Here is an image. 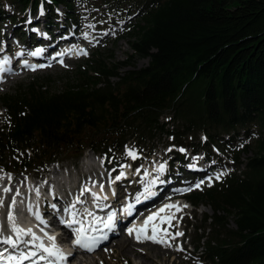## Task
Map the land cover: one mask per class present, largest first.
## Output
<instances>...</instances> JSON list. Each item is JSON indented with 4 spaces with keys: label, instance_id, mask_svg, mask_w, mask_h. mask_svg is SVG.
Masks as SVG:
<instances>
[{
    "label": "trees",
    "instance_id": "obj_1",
    "mask_svg": "<svg viewBox=\"0 0 264 264\" xmlns=\"http://www.w3.org/2000/svg\"><path fill=\"white\" fill-rule=\"evenodd\" d=\"M11 2L23 12L43 6L51 23L60 6L73 18V0ZM101 2L118 12L127 4L138 16L123 37L128 60L97 53L62 90L32 83L0 96L7 113L0 118V170L24 176L33 168L41 176L63 155L79 161L91 151L114 160L128 144L155 147L161 135L179 147L173 162L185 161L181 149L204 151L208 160L218 150L234 171L188 196L196 209L213 212L196 228L203 234L195 251L210 264H264V0ZM0 18L15 20L3 9ZM140 60L148 65L137 67ZM255 128L253 144L244 142ZM200 133L202 148L192 143Z\"/></svg>",
    "mask_w": 264,
    "mask_h": 264
},
{
    "label": "rangeland",
    "instance_id": "obj_2",
    "mask_svg": "<svg viewBox=\"0 0 264 264\" xmlns=\"http://www.w3.org/2000/svg\"><path fill=\"white\" fill-rule=\"evenodd\" d=\"M102 0H73V18L66 19L64 16L65 10L62 6L57 8V15L61 22L57 23V26H51L49 29H51V32L53 34L58 33L60 30L66 29L68 26L70 28H78L79 30L84 28H88L89 30H86V34L90 32H96V36L98 37L99 41H96L94 45H90L89 47L92 48V50L89 49V52L87 51V55H84L80 61H72L69 62L64 68L55 67L54 69H49L46 71H39L35 73L34 75H17L15 78L9 79L7 83H4L0 86V96L3 95H16L17 92L22 87H27L28 85L32 83H36L37 85H43L47 86L49 89H51L53 92L62 90L68 81L75 82L77 72L80 68L84 69V67L88 66L86 61L92 58V55L99 53L102 54L104 57L112 55L114 60L117 62H126L128 60V56L132 53V50L128 44V41L126 39H123V37L126 35L127 30L130 28L132 24H134L138 20V16L134 14V11H131L130 8L126 5H123L125 10L123 11H117L113 10L112 3L106 6L102 5ZM99 5H101L99 7ZM0 9L5 10L8 12L9 16H14L15 20L13 19H7L2 20L0 18V27H2V30L0 31V37L3 36L5 33L9 35L14 30V33H16V37H20V35H23L24 41L23 44L28 42L27 34H23V32L28 31L27 27H29V22L32 21L33 14L36 16V19L38 20L37 13H32L29 10L21 13L19 11H16L13 6L11 0H0ZM43 9V8H42ZM44 10V9H43ZM45 12V10H44ZM63 13V15H62ZM47 15L49 13L47 12ZM61 16V17H60ZM28 19V20H27ZM35 19V20H36ZM50 18L46 17L45 24L50 20ZM34 20V21H35ZM77 21V25H73ZM117 26V30L112 31L111 34H109L108 31L99 32L97 29V26L103 28L105 25L108 27L109 24L113 23ZM51 23V22H50ZM52 23H55L52 22ZM60 23V24H59ZM44 24V21H40L38 25V28L36 25L32 28L31 31L37 30L38 32L42 31V26ZM48 25V24H47ZM66 25V27H64ZM72 25V26H71ZM88 25V27H87ZM69 32V29H67ZM119 35V39H115ZM122 38V39H121ZM11 47L16 46L17 41L16 40H10ZM80 45V46H79ZM18 46V45H17ZM83 44H78L77 50L82 47ZM86 46V45H85ZM148 65L147 60H140L137 63V67H145ZM132 69L131 67L126 68L125 70L128 71ZM45 90V89H44ZM7 116L6 110L2 108L1 101H0V118L5 120V117ZM168 120V119H167ZM166 118L162 119V122L167 121ZM171 129V128H170ZM250 132H253L250 136L251 138L244 140V142L249 141L251 144H253L254 140L258 137L259 131L257 128L252 129ZM186 139L191 140L192 137L188 136ZM205 141V135L200 133L198 137H196L192 143L195 145H199V148H202L200 145L201 142L204 143ZM155 147L151 144H147L146 147H139L135 144H128V148L132 149L134 148V151L137 153L136 158H133L132 156L127 154V151L125 153V156L122 154H119L117 158L114 160H107V163L105 165V168H103V174H100L95 169H97V166L102 167L103 163L105 162L104 158H101L98 155H95L91 151H87L83 155V159H88L89 157L96 158L97 161L90 164V169H88V172H85V169H83V166L81 167V160L78 161L75 158H66V156H61L59 158V164H53L47 167L43 173V177H48L50 172H53V176H55V179H58L61 183L66 182L68 180V183L66 186H57L59 189V194L62 191H65V187L70 188V185H75L77 181L83 178L82 180V186L84 189L91 188V187H98V180H100L102 184V189L111 191L112 188L115 187L113 185L114 182L122 180L123 176H127L125 179L128 181L137 180L138 176H140V173H144L147 171L153 170L155 174L153 175V180L160 179L166 181L168 187L171 185L174 189H178V186L185 188V190L189 189L191 187V184L196 181V177H203L206 175L205 173L198 172L200 169H205L207 166H201L205 165V155L204 151H200L197 156L193 155V152L191 149L187 148L184 149L185 151H182L185 156V162H179L175 163L173 160L175 159V152L178 151V148L172 141V138L168 135H161L158 139L154 141ZM171 149V151H169ZM152 150V151H151ZM216 154H218V158L213 157V161L211 164H217L219 168L215 167L214 169H221V174L223 173L228 175L229 173L234 171L233 163L230 162L228 159V155L221 154L218 150H214ZM94 155V156H93ZM148 157V161L144 158ZM89 160V159H88ZM188 160V161H187ZM243 160H246V156L243 157ZM187 161V162H186ZM62 162V163H61ZM232 163V164H231ZM208 165V166H211ZM160 165H165V171L163 173H159L157 170L160 167ZM172 165L174 167H172ZM93 166H96L93 167ZM54 168H57V172L55 173ZM112 168V169H110ZM244 167H242V170ZM113 170H116L114 174H111ZM3 171V170H2ZM68 172V174L66 173ZM107 172L110 173L111 176H109V179L107 180ZM62 174L61 176L66 179L62 178H56L57 175ZM91 173L96 174V181H92L91 178L86 177V174ZM124 174L121 179H115L117 176H120L121 174ZM27 180L33 181V178L36 177L38 174L35 169H31L30 172H28ZM116 174H118L116 176ZM169 175L168 180L164 179L165 175ZM220 176L222 177L223 175ZM15 175V179L17 181L15 184L20 181L24 180V177H18ZM152 175V173L150 174ZM104 176H106L104 178ZM116 176V177H115ZM29 177V178H28ZM212 182H215V180H212ZM39 183V182H38ZM37 183V184H38ZM36 184V185H37ZM41 184V183H39ZM44 184V183H42ZM36 185L34 186L35 191ZM50 184H44V187L49 186ZM131 184H129L130 186ZM190 186V187H189ZM207 188L208 186H211V183H207L205 185ZM202 188V187H201ZM117 189L120 192V195H123L124 192H132V189L130 190L129 187L125 186H119ZM205 189V188H204ZM184 190V191H185ZM43 194V192H41ZM180 194V191H178L177 195ZM119 195V196H120ZM67 197V196H66ZM0 199H3V205L0 206V231H1V221H4L5 214L4 210L6 208V204L8 202V198L6 195L1 196ZM162 201V200H161ZM161 201L155 204V207H158L154 212L159 211L160 208L164 207L166 204H179L182 207V210H186L183 206L187 205L186 208H188L189 211L191 209L195 210L194 207H192L189 203L187 204L185 200L183 199H176L165 202L161 205ZM111 207V206H109ZM192 210V211H193ZM36 211V209H35ZM34 211V212H35ZM150 212V210H147ZM33 212V213H34ZM170 212V213H169ZM172 212H175V210H166L163 214L171 215ZM180 212H175L176 219H173L170 227L167 223L163 224L164 229H168L171 233L176 232H182L184 235L177 237L176 239L171 241L172 246L171 247H165L161 244L151 243L149 241L145 242H138L136 239V236H126L124 233L121 234V237H126V239L134 240L133 242H137L138 246L135 251V253H129L128 251H121V249L118 247V237L111 240L107 245H105L103 248L99 249L98 252L94 254H81L77 253L74 255L71 264H210L208 261L205 260V255H202V249L198 251L197 253L193 251V242L197 238V236L203 234V229L199 230L198 233H196V228L201 227L203 223V217L205 214L211 216L213 214L212 210L209 207L202 206L196 211L193 212V220H181V217L178 216ZM25 214V212H24ZM23 214V215H24ZM147 214V212H146ZM14 215L16 217V223L20 227H22L24 224H30L33 229L36 232V224H32L31 221H35L33 219V216H29L28 218H23L22 215H19L16 213V209L14 210ZM35 215V214H34ZM164 216V215H163ZM142 222V221H141ZM194 226V228H193ZM206 226H210V224H206ZM230 229L235 228V224L231 219V223L229 226ZM8 233V232H7ZM207 236V235H206ZM210 237V235L208 236ZM120 238V237H119ZM60 247L64 249H69L70 246L67 242L59 240ZM57 243V245H58ZM67 243V244H66ZM205 244V241L202 242L201 246ZM146 246V247H145ZM151 246L156 248H152ZM183 248L184 250L181 251L180 249ZM204 252V251H203Z\"/></svg>",
    "mask_w": 264,
    "mask_h": 264
},
{
    "label": "snow or ice",
    "instance_id": "obj_3",
    "mask_svg": "<svg viewBox=\"0 0 264 264\" xmlns=\"http://www.w3.org/2000/svg\"><path fill=\"white\" fill-rule=\"evenodd\" d=\"M43 49H37L34 52H31L30 54L33 56H38L42 53ZM80 54L87 55V52L85 50H81ZM23 55V53H21ZM60 55V54H58ZM10 61L8 59H5L2 63H0V72H3L5 70V65L9 64ZM63 63V61H61ZM25 67H30L31 70L35 71L36 68H43L46 67V65H28L27 61H24ZM10 71V69H8ZM171 151V149H169ZM181 151H185L184 149H181ZM127 154L132 156L133 158H136L137 153L132 150L128 149ZM165 165H160L158 168L159 173H163L165 171ZM124 174L122 173L120 176H117L115 179H121ZM223 175V173L221 174ZM221 178L220 175L216 176V179L219 180ZM156 183L155 180L149 182V186L145 187L144 193L146 196H152L154 193L150 190V185ZM200 183H197L195 185L196 188H200ZM192 189L189 188L187 191H191ZM12 189L10 187L4 188V192L8 193L11 192ZM85 191H91L90 189H85ZM38 192V190H37ZM17 195H19V191L17 190ZM96 195V194H93ZM97 199H100V197H97ZM103 199H107V197H103ZM79 203V199L77 200ZM137 202H139V197H137ZM3 205V199H0V206ZM11 207H15V198L12 200ZM132 205H129L125 212L128 214H131L132 212ZM187 207V205L183 206ZM75 205H72V209H66V211H70L72 215V219L68 221H63V223L66 224V226L69 229H73V225L80 224L81 226L79 228L73 229L75 238H74V245L80 249L85 250L86 252H94L96 248L99 246V244L107 239V235H89V231L92 233H95L97 231L96 228L90 227L89 229H86L83 226V222L76 219L77 213L74 211ZM166 210H175V212L182 211V207L178 204H166L164 207L160 208L158 212L149 215L145 221L144 226L141 228H129L127 229L128 233L131 235L133 232L136 233V239L138 242H143L145 240L151 241L153 243H158L161 245H164L165 247H171V241L176 239L177 237L183 236L184 234L182 232H176L171 233L168 231V229L161 230L159 225L153 224V221H155L157 218H160L161 224L167 223L170 227L172 226L171 222L173 219H176L175 212H173L171 215H166L164 217H160V213H164ZM88 215H92V213H88ZM115 217L116 213L112 212L107 216V220L104 223V227L107 229H113L115 227ZM8 220L11 221V228L13 233L15 234V238L11 236L2 237L0 238V243L10 245L12 248H17L20 243L23 244H32L36 248L41 250L40 259L46 260L49 257H54L56 261H59L60 264H67V254L63 252V250L56 244V237L55 236H48V239L52 241L51 245H45L41 238L36 235L35 232L32 231V229H24L16 224V217L14 215V212L10 211L8 213ZM42 219V218H41ZM97 221L100 220L99 217L96 218ZM43 222V220H42ZM152 224V235H147L148 226ZM24 237H30V239L25 240ZM143 237V239H142ZM180 250H183L182 248ZM46 253V255H44ZM37 253L35 251L26 252L23 253L20 256H16L13 254H8L5 256L3 252H0V264H22L24 260H29L31 257L36 256Z\"/></svg>",
    "mask_w": 264,
    "mask_h": 264
},
{
    "label": "bare ground",
    "instance_id": "obj_4",
    "mask_svg": "<svg viewBox=\"0 0 264 264\" xmlns=\"http://www.w3.org/2000/svg\"><path fill=\"white\" fill-rule=\"evenodd\" d=\"M36 19V18H35ZM34 19V20H35ZM84 29H87V28H84ZM4 40L7 38V46H6V49L9 51L10 49H12L13 47H16V46H13V47H11V43L9 42L11 39L12 40H14V38L11 36V34L9 33V35H7V33H5L3 36H1ZM0 37V38H1ZM91 37L93 38V39H95L96 41H99L98 40V37L96 36V32H92V34H91ZM42 39V41H46L45 40V38L43 37V38H41ZM73 39V40H72ZM70 40H72V41H76V40H80V41H82L80 38H78V37H72V38H70L69 40H66L65 41V43H67L68 41H70ZM29 43H32V42H29ZM69 43H71V42H69ZM61 45V44H60ZM24 52V51H23ZM41 58H42V60H44L45 58H46V54L44 53L42 56H41ZM94 156V155H93ZM217 157V156H216ZM89 159V164H84L83 165V169H85V172H88V169L89 170H91L90 169V164L91 163H93V162H95V161H97L96 160V158H94V157H89L88 158ZM204 164L205 165H210V163H209V160L208 159H206V160H204ZM218 166V165H217ZM93 167H95L96 168V166H93ZM97 172H99L100 174H103V166L102 167H100V166H97V169H95ZM52 171H55V173L57 172V168H54V170H52ZM201 171V169L200 170H198V172H200ZM207 172V171H206ZM86 175H89V173H87ZM90 175H93L95 178L97 177L96 176V174H93V173H91ZM166 176H167V174L164 176V179L165 180H167V178H166ZM19 177H24V176H19ZM106 176H104V178H105ZM123 177H127L126 175L125 176H123ZM52 179H54V183H53V185H55V186H59V185H61L62 183L64 184L65 182H62L61 181V183H60V181L58 180V179H55V176H52ZM107 180H108V176H107ZM96 182H98V187H91V188H87V189H90V190H93L98 196H100L101 198L98 200V201H96V203H98V202H102V201H106V200H113V196H114V194L113 193H111L109 190H103L102 189V184L103 183H101L100 182V180H98V181H96ZM166 185H167V183H166V181H164V180H162L161 181V184L157 187V199L156 200H158V202H160L161 200H164L163 198L165 197V194H166V192L167 191H169V190H171V189H173V187L171 186V185H169L168 187H166ZM16 186H17V188H19V189H21V190H23L21 193H20V195H18V197H16L15 198V203L17 202V204H16V207H15V209H16V213H18L19 215H22V217L23 218H28L29 219V216H34V211H35V208H34V203H33V201H32V198H33V195H32V193H31V191H30V189H29V187L28 186H26L25 187V184H23V180H20V181H18L17 183H16ZM153 187H154V185H153ZM36 189L38 190V192L37 191H34L35 193H38V194H41V192H42V185L41 184H37L36 185ZM82 192V187H81V185H80V183H79V181H77L76 183H75V185H70V188L68 189V191L64 194V196H63V203H62V206L65 204V203H67V202H69L73 197H77L80 201H82V202H86V199L85 198H88V197H90V195H88L89 193H88V191H85L83 194H80ZM80 194V195H79ZM9 195L10 194H8V195H6V196H8L9 197ZM67 196V197H66ZM103 197H107V199H103ZM144 198H152V196H146L145 195V197ZM160 200V201H159ZM158 202H152V204H157ZM167 202H169V200L167 201ZM110 204H112V203H110ZM130 204H129V202H128V206H129ZM112 206V205H111ZM19 207H22V208H24V210L27 212V214H24V211L21 209V210H19ZM108 207V206H107ZM47 208V207H46ZM105 208V207H104ZM48 210H49V208H47ZM106 209V208H105ZM155 209H158V207H155L154 209H152L151 211H150V213L148 214V215H146L145 217H143V219H146L149 215H152L151 213L155 210ZM107 210H108V208H107ZM135 210V209H134ZM133 210V211H134ZM13 212H14V210H13ZM158 212V211H157ZM156 213V212H155ZM170 213V212H169ZM173 213V212H172ZM24 214V215H23ZM39 214L41 215V212L39 211ZM154 214V213H153ZM166 216V215H168L167 213L166 214H163V213H160V217L162 218V217H164V216ZM8 215H6V220H7V223H8V226H9V228L12 230V228H11V221H9L8 220ZM35 217V216H34ZM83 218H85L84 216H83ZM138 218V217H137ZM53 219H56V217L55 216H53ZM44 220V219H43ZM29 221L32 223V224H36L37 226H38V222L37 221H31V219H29ZM145 221V220H144ZM144 221H142V222H140L138 219H136V221H134V220H132V222H134L132 225H131V227L130 228H141V227H143L144 226ZM17 224V223H16ZM49 224V223H48ZM153 224H156V225H159V227H160V229L161 230H163L164 228H163V224H161V222H160V218H157L155 221H153ZM1 225L3 226L4 225V221H1ZM36 227V226H35ZM84 227H86V226H84ZM22 228H24V229H32V231L33 232H35V230L33 229V227L30 225V224H24L23 226H22ZM119 231H120V227H118L117 228ZM43 232H40V231H38L37 230V228H36V235L37 236H39L40 238H41V240H44V242H49V243H52V242H50V240L48 239V236H55L56 237V241H57V243H58V241L59 240H61V241H65V237L64 236H59L58 234H56V233H54L52 230H50L49 228H47V227H43ZM119 231L118 232H116V233H112V235H113V237H117L118 236V234H119ZM126 235V234H125ZM132 235H135L136 236V233L135 232H133L132 234H131V236ZM147 235H149V236H151L152 235V224H150L149 226H148V230H147ZM127 236V235H126ZM120 237V238H119ZM118 237V247L121 249V251H128L129 253H135V251H136V249H137V246H138V244H137V242H133L134 240H131V239H126V237L124 238V237H121V235ZM24 238H26V237H24ZM142 239H143V237H142ZM147 241V240H146ZM143 242H145V241H143ZM149 242H151V241H149ZM69 243V242H68ZM111 243V242H110ZM151 243H153V242H151ZM67 244V243H66ZM156 244H158V243H156ZM146 247V246H145ZM152 248H156V246L155 247H153V246H151ZM22 253H25V250H23L22 251ZM36 264H39V263H36ZM82 264V263H81Z\"/></svg>",
    "mask_w": 264,
    "mask_h": 264
}]
</instances>
